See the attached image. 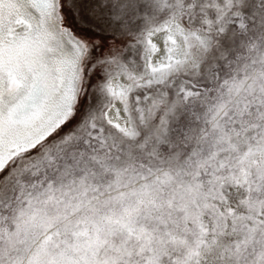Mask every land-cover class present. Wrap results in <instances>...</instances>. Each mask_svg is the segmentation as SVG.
<instances>
[{
    "label": "snow or ice",
    "instance_id": "snow-or-ice-1",
    "mask_svg": "<svg viewBox=\"0 0 264 264\" xmlns=\"http://www.w3.org/2000/svg\"><path fill=\"white\" fill-rule=\"evenodd\" d=\"M0 264H264V0H0Z\"/></svg>",
    "mask_w": 264,
    "mask_h": 264
}]
</instances>
